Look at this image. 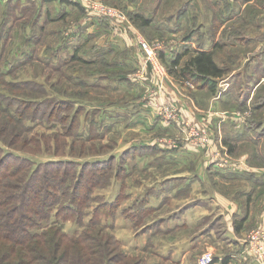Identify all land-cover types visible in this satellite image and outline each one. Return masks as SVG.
<instances>
[{
    "label": "rangeland",
    "instance_id": "obj_1",
    "mask_svg": "<svg viewBox=\"0 0 264 264\" xmlns=\"http://www.w3.org/2000/svg\"><path fill=\"white\" fill-rule=\"evenodd\" d=\"M0 1L2 3V6H0V21L1 13L9 12H7V30L3 32V36L0 38V73L4 76L3 80L5 82L34 81L44 89L47 96L70 100L77 106H82L80 131L86 130L89 133V137L86 138L87 133L83 141H76L75 137H68L65 140L63 149L64 159L80 163L111 160L110 169L108 167L104 169L106 175L102 178V182L99 180L100 187L95 188L93 191V196L91 197L93 203L86 212L88 215L83 218L81 224H76V222L72 221L61 223L62 232L67 235L82 233L90 220L92 209L100 203H112L118 200L119 207L115 215L108 218L102 215L100 221L101 226L104 227L103 233L113 236L119 246H117L118 252L125 257L124 259L126 260L122 264H168L160 260L161 251L164 252L166 250H162V248L182 241L183 233L177 234L176 238L175 233L162 235L158 229L151 241L149 239L150 230L155 228L154 226L149 227V224L159 220L167 212L165 208L154 211L148 207L152 198L149 186L160 181L158 169L161 168V163L153 161L147 169L144 163L140 164L135 161L139 156L160 155L162 152L143 145L142 147H131V81L127 79H131V75L133 77L137 68H132L134 72L131 67L124 71V76L126 75L124 81L106 80L100 82L97 81V76H113L115 72L108 71L107 67L101 64L89 65L80 62V60H73L71 55L74 53H71L70 48L76 47L75 45L83 42L84 37H86L85 33H83V37L80 36V30H77L79 28L78 23L81 19L84 20L87 17L86 12H82L74 4L66 3L71 6V9L70 12L64 13L65 11H61V5L58 3H55L54 7H44L37 0H26L24 3L10 2L8 3L9 6H7L5 5L6 0ZM95 1L116 8L124 14L125 21L122 24L124 32L115 33L112 32L111 28L107 29L111 31L109 33L115 41L122 42L123 53H128L130 59L131 47L129 46L134 43V34L139 33L149 43L160 41L168 48H173L170 45L175 44L176 40L182 42L184 38L195 32H191V28L195 29L198 26L197 29H199L211 25V23L213 24L212 19L218 16L217 12L224 5L221 0ZM227 1L234 11H242L240 15L244 23L237 21L240 24L232 25V27L242 25L246 28V36L250 38L249 45H252V47L248 46L251 51L253 50L252 55L250 54V59H254V57L263 58L264 0ZM53 8H57L58 12L55 13ZM77 11L80 13L77 16L78 20L74 17ZM48 13L52 14L50 16L55 19H50V16L47 17ZM135 16H142L150 21L147 26H141L135 20ZM56 17H58V20H56ZM207 21H210L209 24ZM93 24L106 28L103 23ZM227 25V28H231L230 23L227 22ZM116 34L119 35L116 36ZM73 35L76 37H73ZM116 37H119V39ZM252 38L253 40L251 41ZM257 47L259 52L262 51V55L258 52V55L255 53ZM137 50L141 53V56L139 55L140 57L135 58V64L141 63L138 67L141 69L143 68L142 64L145 60V54L138 46ZM78 55H80V52ZM159 63L165 71V87L167 85L171 86L169 77L177 80L174 73L177 72L175 71L177 67H174V72H172L168 69L171 66L168 65L166 68L160 60ZM245 70L243 68L240 74ZM113 78L115 77L108 79ZM140 82L142 81L138 80V83ZM133 85L136 87V82ZM183 86L190 91L194 90L193 87H186L185 82H183ZM171 87L176 97H181V92L187 94V90L183 89L178 83H176V86L173 85ZM158 88L160 87L156 85L148 90L155 91ZM144 91L139 100L142 99L141 104L146 106L147 92ZM161 93L164 94V91ZM162 94L161 96L163 97ZM259 95L258 99L255 98L253 104L251 103V110H254L256 105L264 108V98H262L264 96V87L260 89ZM161 96L156 98V101ZM104 107L115 108L117 109L115 111H120V115L112 116L116 117L113 127H106L103 124L104 119L111 117L110 115L104 116L105 114L102 112L99 111L98 114L95 111L96 108ZM236 107L232 111L233 114L225 116V120L234 122V119H236L234 128H239L240 124H237V122L248 123L247 120L250 121L253 118V111L242 109L239 106ZM255 125V120L249 124L253 131L250 136L254 138L263 136L264 138V126L257 130ZM50 126L36 124L33 127V131L39 134H50L51 136L60 133L58 127L54 129ZM166 126H173L175 133L173 137H164L160 135L163 131L157 132L156 135L159 138L156 143L159 146L166 147L171 152H176L185 147L191 148L196 150L197 154H201V156H208L209 147L201 146L200 148H195L191 147L190 142H183L184 136L178 128L179 123H171ZM216 133L217 137L220 136L218 138L219 141L216 142L219 150H222L221 152H224V155L231 158L228 148L223 145V140H220V138H223L218 131ZM213 136L210 134L211 140H214ZM137 143L142 144L143 142ZM49 144V152H47L48 150H42L35 156L24 153H19V155L30 158L35 163L58 160L54 156L62 155V153H56L58 150L59 152L62 150V144L59 143L57 145L53 141ZM261 165L264 166V161ZM151 167H153V170H151ZM146 169L148 173H146ZM149 169L154 171V173L149 171ZM258 195L259 197L262 196L264 201V188L259 191ZM248 197L251 198V196ZM137 212L141 213L137 216ZM155 226L158 228L159 224ZM204 254L213 256L212 251L204 249L202 252H198L195 257L198 260Z\"/></svg>",
    "mask_w": 264,
    "mask_h": 264
},
{
    "label": "crops",
    "instance_id": "obj_2",
    "mask_svg": "<svg viewBox=\"0 0 264 264\" xmlns=\"http://www.w3.org/2000/svg\"><path fill=\"white\" fill-rule=\"evenodd\" d=\"M25 1L8 0L9 3ZM37 1L44 7L58 3L64 13L70 12L71 9L70 5L57 0ZM221 1L224 5L217 12L218 16L212 19L213 24L199 29L198 26L195 29L191 28V32L195 31L194 33L184 38L182 42L176 40L175 44L170 45L173 48L167 49L178 58L176 70L183 67L198 52L212 53L215 65L226 72L221 79H217L216 93L212 94L207 89L195 88L193 85L194 90L190 91L183 86L179 77H176L177 80L169 77L171 86H176L178 83L187 90V94L181 92V97H176L173 88L167 85L164 86L161 102L178 106L181 121L208 129L210 134L215 136H213L211 152L218 148L216 143L220 137L216 135L218 131L223 138L220 140H223V145L229 150L233 164L241 166V169L216 168L208 156H201L191 148L185 147L171 152L166 147L159 146L156 143L159 138L156 133L163 131L160 135L173 137L175 133L173 126L161 124L154 112L146 109L147 105H142V99L139 100L144 90L148 92V89L158 85L159 79L147 71L146 78L138 83L131 75V147L143 145L162 152L160 155H144L135 159L140 164L144 163L147 169L153 161L161 163V168L158 169L160 181L149 186L152 198L148 207L154 211L165 208L167 213L149 224V227H155L150 230L149 239L151 241L158 229L162 235L175 233L176 238L177 234L183 233L182 241L162 248L166 250L161 251L160 260L168 264H196L195 255L204 249L212 251L213 264H258L245 253L244 243L249 230L256 227L264 228V210H262L264 201L262 196L258 195L264 188V169H262L264 166L261 165L264 161V138L251 137L250 133L253 131L249 127L253 120L257 130L264 126V108L256 105L254 110L250 109L251 103L253 104L255 98L258 99L259 91L264 87V57L250 59L253 50L251 51L250 48L252 45H249L250 38L246 36V28L242 25L232 27L240 24L237 21L244 23L240 15L242 11H234L227 0ZM0 6H2L1 1ZM53 9L55 13L58 12L57 8ZM50 13L47 17L52 15ZM79 14L77 11L74 17L77 19ZM50 17V19L54 18ZM227 22L230 23L231 28L226 27ZM78 24L82 27L77 29L80 30V36L85 33L86 37L83 42L76 44V47L70 48L71 53H74L71 55L73 60H80L89 65L101 64L107 67L108 71L115 72L113 76H97V81H124V71L130 67L131 70L139 69L141 63L135 64V58L140 57L141 53L134 43L129 46L130 59L128 53H123L122 42L115 41L107 27L104 29L91 22L85 24L82 19ZM258 47L254 48L255 53L262 55ZM164 55L169 56L168 53ZM243 68L246 70L240 74ZM110 77L115 78L108 79ZM135 82L136 87L133 85ZM236 106L253 111V118L247 120L248 123L237 122L240 124L239 128H234L236 119L234 122L225 120L226 115L233 114L232 111L237 108ZM115 110L117 109L104 107L96 108L95 111L98 114L99 111L102 112L104 116L110 115L111 117L104 119L103 124L106 127H113L116 117L112 116L120 115V111ZM147 169L146 173H148ZM156 224H159L158 228Z\"/></svg>",
    "mask_w": 264,
    "mask_h": 264
},
{
    "label": "trees",
    "instance_id": "obj_3",
    "mask_svg": "<svg viewBox=\"0 0 264 264\" xmlns=\"http://www.w3.org/2000/svg\"><path fill=\"white\" fill-rule=\"evenodd\" d=\"M57 1L74 4L84 12L79 3ZM7 12L1 13L0 38L7 30ZM135 20L141 26L150 21L142 16H135ZM83 21L110 28L99 19L85 17ZM78 27L81 29V24ZM159 60L166 68L171 66L168 69L172 72L178 66L173 52L168 57L161 53ZM175 71L182 82L212 94L216 93L217 79L226 74L207 52L196 53ZM3 77L0 73V264H122L125 257L118 252L113 236L103 233L100 221L102 215H115L118 200L92 209L82 233L67 235L61 229L64 222L82 223L93 203V191L100 187L104 169L111 164L110 159L83 163L64 159L68 137L76 141H83L86 133L89 137L86 130L80 131L82 106L47 96L34 81L5 82ZM36 124L58 127L60 133H35ZM52 141L62 144V150L56 152L62 155L54 156L58 160L35 163L19 155L49 152Z\"/></svg>",
    "mask_w": 264,
    "mask_h": 264
},
{
    "label": "built area",
    "instance_id": "obj_4",
    "mask_svg": "<svg viewBox=\"0 0 264 264\" xmlns=\"http://www.w3.org/2000/svg\"><path fill=\"white\" fill-rule=\"evenodd\" d=\"M79 3L83 10L87 14L89 19H99L106 21L112 32L122 33L124 29L122 27L125 21V16L122 11L106 6L101 2L95 0H71ZM133 42L136 46L142 50L145 54V60L142 64L143 68L137 69L133 74V80L142 81L146 78V72L150 71L152 75H155L159 79L158 90L147 92L146 102L147 108L154 112L155 117L163 125L178 124L179 130L184 136L183 142H190L191 147L200 148L201 146L209 147L208 157L210 158L212 165L222 170H239L241 166L233 164L232 159L224 155L219 148L211 152L213 141L210 137L208 129L191 125L189 123L180 121V108L176 105L168 104L156 101V98L161 96V92L165 86V71L159 63V55L167 54L168 47L160 41L147 42L139 33L134 34ZM185 85L192 88V85L185 82ZM216 99V98H215ZM158 102V103H157ZM221 148V147H220ZM222 149V148H221ZM244 251L258 264H264V228L256 227L250 230L245 238ZM214 257L211 254H204L197 260V264H213Z\"/></svg>",
    "mask_w": 264,
    "mask_h": 264
}]
</instances>
